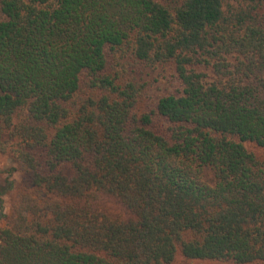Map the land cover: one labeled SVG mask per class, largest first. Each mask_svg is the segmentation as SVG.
Here are the masks:
<instances>
[{
	"label": "trees",
	"instance_id": "1",
	"mask_svg": "<svg viewBox=\"0 0 264 264\" xmlns=\"http://www.w3.org/2000/svg\"><path fill=\"white\" fill-rule=\"evenodd\" d=\"M247 141L264 0H0V153L26 177L9 217L0 185V264H264Z\"/></svg>",
	"mask_w": 264,
	"mask_h": 264
},
{
	"label": "rangeland",
	"instance_id": "2",
	"mask_svg": "<svg viewBox=\"0 0 264 264\" xmlns=\"http://www.w3.org/2000/svg\"><path fill=\"white\" fill-rule=\"evenodd\" d=\"M173 72L169 69L164 70L160 68L152 72L146 79L150 82L149 95L148 99L143 103H154L157 97L163 93H165L169 89H173L175 85V81H173ZM245 146L252 152H254L258 157L264 158V147L258 146L254 142H245ZM14 162L9 157L8 154L0 153V185L5 186L8 185L9 181H14L15 188L5 195V211L8 214V217L12 215L13 212V204L17 198L18 192L25 185V174L21 171H11L14 167ZM13 172V173H12ZM107 207H115L111 203L106 204ZM121 209V208H118ZM8 217L3 219L0 223V227L4 226ZM172 264H236L232 260H197L188 262L181 255L177 256L176 260Z\"/></svg>",
	"mask_w": 264,
	"mask_h": 264
}]
</instances>
